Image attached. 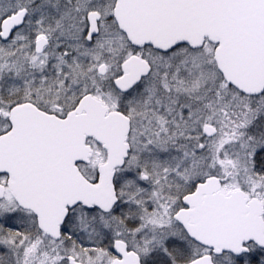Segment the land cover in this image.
<instances>
[{"label": "snow or ice", "instance_id": "6c2138e0", "mask_svg": "<svg viewBox=\"0 0 264 264\" xmlns=\"http://www.w3.org/2000/svg\"><path fill=\"white\" fill-rule=\"evenodd\" d=\"M0 264H264V0H0Z\"/></svg>", "mask_w": 264, "mask_h": 264}]
</instances>
